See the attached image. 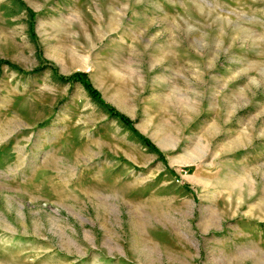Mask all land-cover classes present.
Instances as JSON below:
<instances>
[{
    "label": "rangeland",
    "instance_id": "rangeland-1",
    "mask_svg": "<svg viewBox=\"0 0 264 264\" xmlns=\"http://www.w3.org/2000/svg\"><path fill=\"white\" fill-rule=\"evenodd\" d=\"M0 264H264V0H0Z\"/></svg>",
    "mask_w": 264,
    "mask_h": 264
},
{
    "label": "trees",
    "instance_id": "trees-1",
    "mask_svg": "<svg viewBox=\"0 0 264 264\" xmlns=\"http://www.w3.org/2000/svg\"><path fill=\"white\" fill-rule=\"evenodd\" d=\"M74 77H75L77 80H79V81L83 84V86L89 91V93H90L93 97L97 96L96 93H95V92L92 90V88L90 87L88 81L86 80V76H85V75H83V74H76V75H74ZM121 119H122L124 122H127V121H126L125 119H123L122 117H121Z\"/></svg>",
    "mask_w": 264,
    "mask_h": 264
}]
</instances>
